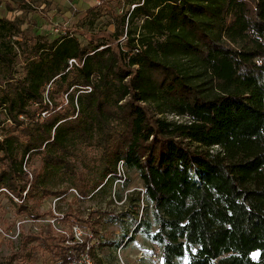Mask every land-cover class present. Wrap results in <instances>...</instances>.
Wrapping results in <instances>:
<instances>
[{
	"label": "trees",
	"instance_id": "obj_1",
	"mask_svg": "<svg viewBox=\"0 0 264 264\" xmlns=\"http://www.w3.org/2000/svg\"><path fill=\"white\" fill-rule=\"evenodd\" d=\"M98 1L51 42L38 20L66 17L63 1L0 0V193L60 198L45 186L67 177L87 200L122 165L144 190L128 242L163 264H264V0H128L114 34L95 30ZM49 229L54 264H75L86 245Z\"/></svg>",
	"mask_w": 264,
	"mask_h": 264
},
{
	"label": "rangeland",
	"instance_id": "obj_2",
	"mask_svg": "<svg viewBox=\"0 0 264 264\" xmlns=\"http://www.w3.org/2000/svg\"><path fill=\"white\" fill-rule=\"evenodd\" d=\"M97 1L69 0V2H63L68 9L70 8L66 17L60 18L61 14L56 10L54 14L58 16L53 19L54 23H42L39 19L40 28L39 26V29L37 28L39 33L52 42L65 35V32L58 29L59 26L82 27L86 11L91 6L97 5ZM107 1L109 2L108 6L104 7L106 15L95 23V30L102 29L114 34L116 25L111 12L119 8V13L124 16L133 11L134 4L137 2ZM104 4L101 6H105ZM73 5L77 10L72 8ZM54 8L58 9L56 5ZM75 14L78 15L73 16ZM136 22L137 24L133 26L132 30L139 33L142 21ZM82 29L89 30L88 27ZM78 39L83 45L87 44L84 37L78 36ZM19 59L16 58L17 63L20 62ZM0 118H4V112ZM169 119L172 120L173 117H169ZM85 163L78 162L76 166L82 171ZM42 167L43 164L40 160H35L27 165V169L31 172L41 171ZM85 172L87 173V171ZM119 172L123 181L114 180L111 188H107L103 193H98L87 200H82L77 191L68 185L70 181L67 177L58 179L53 177V180L45 186L54 192L68 190V194L60 198L54 196L43 198L40 195L37 199L19 200L6 192L0 193V264H54L55 257L45 246L44 240L50 234L49 227H51L52 234L59 239L65 234L69 236L72 234V225H74L72 223H75V220L81 221L78 223L89 235L85 236L84 240L92 247L95 246L93 254L95 264H163L160 248L156 244L148 242L141 235H135L134 239L128 242L127 238L132 237V229L129 224L134 219L133 214L137 208L135 205L138 194L140 193L144 197L143 182L136 172L127 173L121 167ZM23 206L28 210H24ZM141 206L139 220L147 212L146 202L142 201ZM122 213L129 214L126 224L110 223L111 215L119 216ZM30 236H39L42 240L29 242L28 238H32ZM46 240L49 244L53 242L51 238ZM111 244L115 246L111 247ZM154 256H158L159 260L154 261ZM254 257L258 258V254H255Z\"/></svg>",
	"mask_w": 264,
	"mask_h": 264
},
{
	"label": "built area",
	"instance_id": "obj_3",
	"mask_svg": "<svg viewBox=\"0 0 264 264\" xmlns=\"http://www.w3.org/2000/svg\"><path fill=\"white\" fill-rule=\"evenodd\" d=\"M97 4L100 5V1H98ZM120 167L121 169H123L122 165ZM71 232V235L74 236L76 242L86 245L85 251L81 254L75 264H95L94 258L91 254V248L93 247L91 246V244L87 243V241L84 240V237L89 235L85 233L82 227L79 225H73ZM153 260L158 261V256H154Z\"/></svg>",
	"mask_w": 264,
	"mask_h": 264
},
{
	"label": "crops",
	"instance_id": "obj_4",
	"mask_svg": "<svg viewBox=\"0 0 264 264\" xmlns=\"http://www.w3.org/2000/svg\"><path fill=\"white\" fill-rule=\"evenodd\" d=\"M59 1H63L64 2V0H59ZM67 2H68V0H67ZM98 2V1H97ZM76 3V2H75ZM77 3H80V2H77Z\"/></svg>",
	"mask_w": 264,
	"mask_h": 264
}]
</instances>
